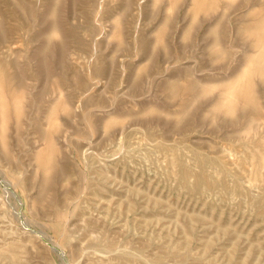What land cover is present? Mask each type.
I'll return each mask as SVG.
<instances>
[{
  "label": "rangeland",
  "instance_id": "rangeland-1",
  "mask_svg": "<svg viewBox=\"0 0 264 264\" xmlns=\"http://www.w3.org/2000/svg\"><path fill=\"white\" fill-rule=\"evenodd\" d=\"M0 264H264V0H0Z\"/></svg>",
  "mask_w": 264,
  "mask_h": 264
},
{
  "label": "bare ground",
  "instance_id": "bare-ground-1",
  "mask_svg": "<svg viewBox=\"0 0 264 264\" xmlns=\"http://www.w3.org/2000/svg\"><path fill=\"white\" fill-rule=\"evenodd\" d=\"M44 235H45V233H44ZM46 236V235H45Z\"/></svg>",
  "mask_w": 264,
  "mask_h": 264
}]
</instances>
